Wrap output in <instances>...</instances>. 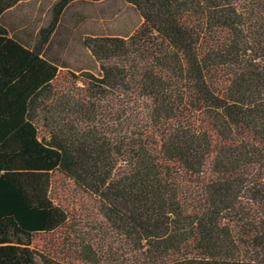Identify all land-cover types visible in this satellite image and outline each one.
I'll list each match as a JSON object with an SVG mask.
<instances>
[{
    "label": "trees",
    "instance_id": "obj_1",
    "mask_svg": "<svg viewBox=\"0 0 264 264\" xmlns=\"http://www.w3.org/2000/svg\"><path fill=\"white\" fill-rule=\"evenodd\" d=\"M26 1L0 0V264H264V0H126L130 35L83 39L98 73L45 52L77 0L31 44L2 21Z\"/></svg>",
    "mask_w": 264,
    "mask_h": 264
},
{
    "label": "rangeland",
    "instance_id": "obj_2",
    "mask_svg": "<svg viewBox=\"0 0 264 264\" xmlns=\"http://www.w3.org/2000/svg\"><path fill=\"white\" fill-rule=\"evenodd\" d=\"M55 1L22 2L9 10L2 21L13 36L31 44L38 30L48 24ZM142 21L137 8L126 0H77L66 7L50 48H46L45 52L48 54L51 50L50 55H54L53 51L59 52L57 44L61 43L64 47L57 56L60 64L75 70L85 68L98 73V64L85 49L83 39L88 36L127 37Z\"/></svg>",
    "mask_w": 264,
    "mask_h": 264
}]
</instances>
